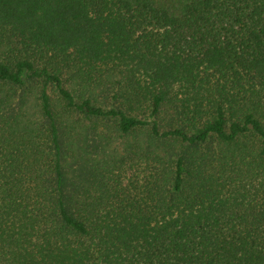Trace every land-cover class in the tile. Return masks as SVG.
<instances>
[{"label":"trees","instance_id":"trees-1","mask_svg":"<svg viewBox=\"0 0 264 264\" xmlns=\"http://www.w3.org/2000/svg\"><path fill=\"white\" fill-rule=\"evenodd\" d=\"M0 264H264V0H0Z\"/></svg>","mask_w":264,"mask_h":264}]
</instances>
